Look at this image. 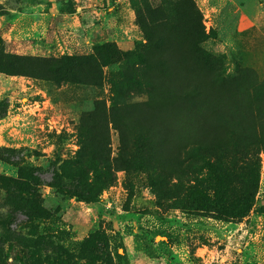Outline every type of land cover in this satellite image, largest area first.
I'll return each instance as SVG.
<instances>
[{
  "label": "rangeland",
  "instance_id": "rangeland-1",
  "mask_svg": "<svg viewBox=\"0 0 264 264\" xmlns=\"http://www.w3.org/2000/svg\"><path fill=\"white\" fill-rule=\"evenodd\" d=\"M142 1L0 0V53L87 54L106 41L138 50L143 37L132 2ZM194 1L209 34L202 46L221 59L223 74L239 76L246 89L253 77L263 80L264 0ZM121 66H104L99 86L0 71V148L9 158H0V264H264V150L254 203L232 221L167 207L147 170L121 169L117 153L131 139L113 128L111 185L89 202L40 185L42 210L19 206L4 178L28 167L49 181L52 168L77 152L80 114L97 98L110 104L109 80Z\"/></svg>",
  "mask_w": 264,
  "mask_h": 264
},
{
  "label": "trees",
  "instance_id": "trees-1",
  "mask_svg": "<svg viewBox=\"0 0 264 264\" xmlns=\"http://www.w3.org/2000/svg\"><path fill=\"white\" fill-rule=\"evenodd\" d=\"M132 6L143 37L138 50L106 41L87 54L0 53V71L56 83L99 86L104 66L122 65L109 80L110 104L97 98L80 114L75 156L54 166L49 181L20 167L17 176L4 178L7 188L35 213L42 210L35 192L40 185L91 201L114 181L113 128L131 139L120 144L121 169L130 163L147 170L167 207L223 221L244 217L255 200L264 150V79L253 77L246 89L239 76L223 74L221 59L202 46L209 34L194 0Z\"/></svg>",
  "mask_w": 264,
  "mask_h": 264
}]
</instances>
